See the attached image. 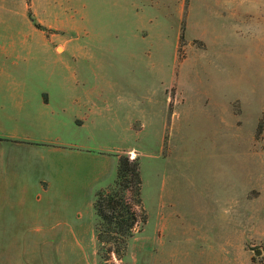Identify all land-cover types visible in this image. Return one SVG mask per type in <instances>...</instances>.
Wrapping results in <instances>:
<instances>
[{"label":"rangeland","instance_id":"374dc122","mask_svg":"<svg viewBox=\"0 0 264 264\" xmlns=\"http://www.w3.org/2000/svg\"><path fill=\"white\" fill-rule=\"evenodd\" d=\"M28 4L0 0V55L36 38L29 51L47 56L19 63L46 70L50 39L67 40L60 63L75 73L58 82L134 94L142 201L125 258L107 264H264V23L229 29L215 0H83L75 14L47 6L44 26ZM42 217L0 206V264H101L95 223L20 225Z\"/></svg>","mask_w":264,"mask_h":264},{"label":"crops","instance_id":"0c3cea01","mask_svg":"<svg viewBox=\"0 0 264 264\" xmlns=\"http://www.w3.org/2000/svg\"><path fill=\"white\" fill-rule=\"evenodd\" d=\"M82 1L31 0V6L44 25L41 14L47 6L75 14ZM21 2L27 11L28 0ZM243 18L264 23V0H215V21L230 29ZM50 40L57 56L46 70L19 63L47 56L29 51L36 38H12L0 55L14 61L0 68V206L16 215L43 213L40 220L20 223L34 226L36 234L80 230L86 219L92 227L95 195L114 181L119 155L140 153L134 142L139 116L133 92L125 97L122 88L76 86L67 76L58 82L61 72L75 71L60 63L67 40ZM60 46L64 51H58ZM123 105L130 108L125 112Z\"/></svg>","mask_w":264,"mask_h":264},{"label":"trees","instance_id":"16d2710c","mask_svg":"<svg viewBox=\"0 0 264 264\" xmlns=\"http://www.w3.org/2000/svg\"><path fill=\"white\" fill-rule=\"evenodd\" d=\"M142 185L139 156L131 159L129 153L120 154L114 181L95 195V232L101 264H107L110 252L125 258L138 222L134 206L141 204Z\"/></svg>","mask_w":264,"mask_h":264},{"label":"water","instance_id":"95a60500","mask_svg":"<svg viewBox=\"0 0 264 264\" xmlns=\"http://www.w3.org/2000/svg\"><path fill=\"white\" fill-rule=\"evenodd\" d=\"M249 249L254 250L256 255H261L263 252L262 244H260V243H255V244L249 245Z\"/></svg>","mask_w":264,"mask_h":264}]
</instances>
